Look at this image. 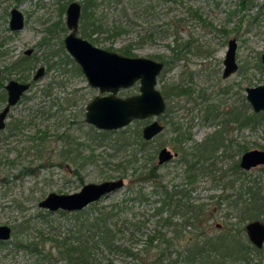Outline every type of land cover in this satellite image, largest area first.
Instances as JSON below:
<instances>
[{
  "label": "rangeland",
  "instance_id": "obj_1",
  "mask_svg": "<svg viewBox=\"0 0 264 264\" xmlns=\"http://www.w3.org/2000/svg\"><path fill=\"white\" fill-rule=\"evenodd\" d=\"M72 1L83 4L85 9L94 4L95 18L102 23L99 32L90 36L85 31L88 36H84L80 32L83 27L80 21L78 36L105 50L123 54L126 48L132 55L125 56L162 62L157 89L170 96L165 99L166 109L162 115L133 121L103 136L98 135L105 130L85 122V106L99 92L88 86L86 78L76 68L78 65L64 48L63 38L68 32L65 9ZM141 1L135 5L134 0H0V68L3 74L0 94L9 79L25 78L30 82L40 66L45 70L12 107L6 127L0 132V225L11 228L10 239L0 242V264H69L55 254L51 239H57L60 233L63 235L72 223L71 217L40 208L38 203L51 192L70 194L79 191L84 184L119 178L124 180L122 188L83 209L93 212L127 201L119 216L126 220V228L141 231L142 235H137L138 241L133 242L125 232L126 243L116 239L115 244L139 252V257L119 251L108 258L114 264L142 263L143 251L139 250L144 248L145 234L155 225L153 220L146 225L142 221L144 215L151 213L156 198L151 204L130 199L132 195L127 187L137 168H148L151 164L159 166L157 173L166 182L183 185L196 202L208 209V229L214 235L218 234L219 238L234 236L238 240L240 252L235 250L224 256L227 249H220L217 256L223 259V264H264V247L262 252L250 247L244 230L250 220H245L240 209L232 203L236 190L227 188L228 180L235 184L240 181L233 170L234 161H239L245 150H264V111L254 113L245 98L246 88L264 85L261 63L264 0H151L154 9L148 13ZM12 8L20 10L25 18V26L19 32L9 30ZM115 19L122 23L120 34L112 32ZM51 26L54 31H48ZM232 38L237 44V70L223 79V60ZM28 48L33 52L24 56L23 51ZM174 53L178 54L173 58ZM21 59H25L22 69L10 65ZM49 84L51 94L46 96L42 89ZM175 85H180L186 93L174 98ZM137 92L136 84L117 95L124 97ZM53 98L62 109L57 106L49 109ZM208 103L216 110L210 120L205 121L204 106ZM4 104L5 100H0V110ZM232 109L242 112L243 120L250 118L240 119L243 121L240 123L234 119L236 117L225 114ZM43 110L51 115L41 117ZM252 114L257 116L252 117ZM152 120L159 121L164 126L163 131L141 147L136 128L141 130ZM180 135L186 136L183 146L189 149L194 142L206 137L223 140L216 153L215 167L210 168L212 177L203 174L192 183L187 182L182 143L174 139ZM162 148L178 155L158 165L157 155ZM261 167L246 171V177L261 180L263 189L264 168ZM142 186L145 192L151 189L150 183ZM226 196L227 199H223ZM175 215L173 221L179 223V214ZM256 219L264 223V212ZM133 224L143 228L136 229ZM165 232L170 234L172 230L165 229ZM20 239L23 244L37 242V249L46 256H36L26 248L14 246Z\"/></svg>",
  "mask_w": 264,
  "mask_h": 264
},
{
  "label": "trees",
  "instance_id": "obj_2",
  "mask_svg": "<svg viewBox=\"0 0 264 264\" xmlns=\"http://www.w3.org/2000/svg\"><path fill=\"white\" fill-rule=\"evenodd\" d=\"M143 1L145 3L143 8L146 13L154 9V6L150 3L151 0ZM160 1L164 2L165 0ZM139 2L142 3L141 0ZM139 2L138 0H134L135 5H139ZM94 6L93 4L86 6V9L84 8L85 20L81 29L82 33L86 34V31L90 36L99 32L102 27V23L98 19L88 20L89 12H93V10H89ZM113 21L115 26H113L112 32L115 34L122 33V23L116 19ZM51 30L52 26L48 28V31ZM122 53L124 55H132L126 48L122 50ZM177 54L174 53L173 58ZM19 61L20 63L16 64H22L21 60ZM77 70L79 71L78 67ZM51 84L46 85L42 89V92L46 96L51 94ZM173 87L177 90L176 93H173L174 98L186 93V90L181 88L180 85ZM161 94L164 99L170 97L167 92H161ZM203 100L208 101L206 98H203ZM54 106H57V109H62L61 104H57L56 99L52 101L49 109H52ZM214 110L216 109L212 104L208 103L204 106L205 121L210 120ZM168 112L169 108H167ZM241 113L235 112L233 109L229 113L225 112L229 117H236L234 119L240 123L250 118L248 116L243 120ZM49 115L51 114L47 110H43L40 116L47 118ZM256 116L257 114H252V117ZM240 119L243 121H240ZM14 126L17 127L18 124L16 123ZM115 132L117 131H103L98 136ZM136 136L141 143V147L147 145L149 142L142 138L139 127L136 128ZM186 136L180 135L174 138L175 141L182 143L181 153L185 159L183 164L187 168L184 178L187 179L188 183H192L198 175L205 174L212 177L213 172L210 168L215 167L214 160L218 158L216 153L221 147L223 140H219V138L213 136L206 137L201 142H194L189 149L183 146V140ZM158 168L159 166L155 164H151L148 168H137L130 177L131 185L127 187L130 189V195H132L130 199H139L146 204H151L152 199L156 198L152 203L151 213L147 216L144 215L142 221L143 225H146L149 220H153L155 225L145 234L144 248L139 250L140 253L143 251L142 253L144 254H142L143 260L140 264H223V259H219L217 256L220 253V249H227L223 252V255L236 252L237 250L240 252L238 249L239 242L234 236H232L233 238H219L218 234L214 235L208 229L210 227L208 224L210 219L207 213L208 209L203 204L196 202L189 192L182 188L183 185L166 182L165 178L157 173ZM261 168L263 169L264 167L262 166ZM233 170L238 174L237 178L240 181L235 184V181L228 180V186L224 183L228 189L232 191L236 190L235 199L232 200V203L237 209H240L241 216L245 220L256 219L261 212H264V195L262 194L261 180L246 177L248 174L239 167L238 160L234 161ZM144 183H150L151 189L147 192H145L146 188L142 186ZM134 187L136 189H133ZM223 199H227V196ZM126 204L127 201H122L112 204L110 207H102L93 212L88 209L75 212L58 210L59 214L69 215L72 223L65 229L63 235L60 233L56 235L57 239H51L53 249L56 250L55 254L66 260L69 264H114L112 259L108 257L111 253H118L119 251L139 257V252L134 253L127 246L122 247L119 244H115L116 239L126 241V239H123V237H126L124 236L125 232L129 234L130 240L133 242L138 241L137 235H142L141 231L138 232L126 228V220H122L119 216L120 212L126 208ZM177 213L179 214L178 218L180 222L174 223L173 220ZM133 225L139 230L143 228L142 226L137 227L135 224ZM187 228L189 229L187 230ZM165 229H171L172 233L165 232ZM38 245L37 242L23 244L20 239L14 246L26 248L36 256L41 255L45 257L46 253L43 254L39 251L37 249ZM250 247L253 251L262 252V249L258 250L254 246ZM49 253L47 252V255ZM102 259L106 261L103 262Z\"/></svg>",
  "mask_w": 264,
  "mask_h": 264
},
{
  "label": "water",
  "instance_id": "obj_3",
  "mask_svg": "<svg viewBox=\"0 0 264 264\" xmlns=\"http://www.w3.org/2000/svg\"><path fill=\"white\" fill-rule=\"evenodd\" d=\"M80 4L71 2L66 9V26L69 33L64 38V45L69 54L81 68L87 84L97 88L101 95H96L87 105L85 122L99 130L113 131L126 127L134 120H146L158 117L164 113L166 103L161 92L156 88L157 76L163 64L147 57H129L117 52L97 48L87 40L76 36ZM24 27V17L16 8L11 9L9 29L11 32L20 31ZM236 40L228 41V47L223 60L222 78L226 79L237 70L235 62ZM31 50H26L28 55ZM261 63L264 65V52L261 54ZM1 74V73H0ZM44 75V68L37 69L33 80ZM135 83L139 84L138 93L127 96H118L119 90L128 89ZM30 87L29 83L9 81L7 103L0 111V131L5 127V120L10 107L15 105L21 95ZM246 101L254 113L264 111V85L245 89ZM163 125L152 120L141 128V135L145 141H150L163 131ZM177 153L162 148L157 155V164L170 162ZM264 166V150L252 149L244 152L239 159V167L249 171L252 168ZM124 186L122 178L106 180L99 183L84 184L79 191L70 194L49 193L38 203L40 208L48 211L63 210L75 212L82 210L90 203L112 194ZM264 195V185H263ZM246 234L249 241L257 248L264 244V224L254 220L246 224ZM11 229L7 225H0V241L10 238Z\"/></svg>",
  "mask_w": 264,
  "mask_h": 264
},
{
  "label": "flooded vegetation",
  "instance_id": "obj_4",
  "mask_svg": "<svg viewBox=\"0 0 264 264\" xmlns=\"http://www.w3.org/2000/svg\"><path fill=\"white\" fill-rule=\"evenodd\" d=\"M72 2H76V1H72ZM71 3V2H70ZM69 3V4H70ZM68 4V5H69ZM80 4V3H79ZM68 5H67V7H68ZM67 7H66V9H67ZM13 9V8H12ZM17 9V8H16ZM66 9H65V26H66ZM18 10V9H17ZM92 10V8L89 10V11H91ZM11 11V10H10ZM10 11H9V19H10ZM18 11H20V10H18ZM21 12V11H20ZM22 13V12H21ZM22 15H23V13H22ZM23 17H24V15H23ZM96 17V14L94 13V12H89V17H88V20L89 21H91V20H93L94 18ZM84 20H85V18H84V7H83V4H82V6H81V4H80V16H79V19H78V24H77V31H76V36H78V31H79V24H80V21H82L83 23H84ZM24 26H25V18H24ZM24 28V27H23ZM22 28V29H23ZM21 29V30H22ZM66 29L68 30V28H67V26H66ZM10 30V29H9ZM11 32V31H10ZM16 32H19V31H16ZM80 32H81V30H80ZM69 33V30H68V32H67V34ZM67 34H66V36H67ZM84 34V33H83ZM93 35V34H92ZM65 36V37H66ZM84 36H87L86 34H84ZM64 37V38H65ZM78 37H80V36H78ZM64 38H63V40H64ZM81 38V37H80ZM84 39V38H83ZM86 40V39H85ZM89 42V41H88ZM90 43V42H89ZM63 44H64V41H63ZM90 44H92V43H90ZM93 45V44H92ZM93 46H95V45H93ZM95 47H97V46H95ZM64 48H65V45H64ZM97 48H99V47H97ZM31 50V53L30 54H28V55H26V54H24V52L26 51H23V55L24 56H29V55H31L32 54V52H33V49L32 48H28L27 50ZM100 49H102V48H100ZM65 50H66V48H65ZM105 50V49H104ZM107 51H109V50H107ZM66 52H67V50H66ZM68 53V52H67ZM69 54V53H68ZM71 55V54H70ZM123 55V54H122ZM72 57V56H71ZM73 58V57H72ZM73 60H74V58H73ZM24 61H25V59H21V63L22 64H16V63H20V61L18 60L17 62H11L10 63V65L11 66H13L14 68H16V67H19V68H21L22 69V65H23V63H24ZM75 61V60H74ZM76 62V61H75ZM77 64V63H76ZM78 65V64H77ZM40 67H42V66H40ZM39 67V68H40ZM79 68V70L81 71V68L79 67V65L78 66H76V68ZM44 68V67H43ZM37 71V70H36ZM82 72V71H81ZM0 83H2V80H3V74H2V70H1V68H0ZM44 73H45V70H44ZM83 74V73H82ZM84 75V74H83ZM34 76V75H33ZM85 77V76H84ZM11 80H14V81H17V82H19V83H22V84H25V83H29L30 84V87H31V85H32V81H34L33 80V77H32V80L29 82H26L27 80H25V78H19V79H9L6 83H5V85H3L2 86V88H3V94H0V100L1 101H4L5 100V104H4V106H3V108L5 107V105H6V103H7V91H6V89H5V86H6V84L9 82V81H11ZM87 81V80H86ZM138 85V88H139V84L138 83H135L134 85ZM133 85V86H134ZM89 86V85H88ZM132 86V87H133ZM30 87H29V89H30ZM132 87H130V88H132ZM28 89V90H29ZM97 89V88H96ZM129 89V88H128ZM28 90L27 91H25L22 95H21V97H20V99L28 92ZM98 90V89H97ZM122 90H126V89H122ZM121 90H119V92H120ZM99 92V91H98ZM138 93V92H137ZM137 93H135V94H137ZM99 95H101L100 93H99ZM131 95H134V94H131ZM131 95H127V96H131ZM119 96V95H118ZM127 96H124V97H127ZM120 97H122V96H120ZM20 99L18 100V102L20 101ZM17 102V103H18ZM17 103L15 104V105H13V106H11L10 107V110H9V112H8V114L10 113V111H11V109H12V107H14V106H16L17 105ZM89 103V102H88ZM86 107V106H85ZM2 108V109H3ZM1 109V110H2ZM86 109V108H85ZM0 110V111H1ZM8 114H7V118H8ZM85 118V117H84ZM7 120V119H6ZM6 120H5V127H6ZM5 127H4V129H5ZM4 129H2L1 131H3ZM0 131V132H1ZM177 153V152H176ZM177 155H178V153H177ZM175 158V157H174ZM173 158V159H174ZM172 159V160H173ZM254 220H258V219H253V220H250V221H248L247 223H249V222H251V221H254ZM260 221V220H259ZM260 222H262V221H260ZM246 223V224H247ZM263 223V222H262ZM264 224V223H263ZM246 226V225H245ZM245 226H244V230H245ZM9 227V226H8ZM10 228V227H9ZM11 229V228H10ZM245 233H246V230H245ZM246 236H247V234H246ZM10 237H11V235H10ZM10 239V238H9ZM8 239V240H9ZM247 239H248V237H247ZM8 240H6V241H8ZM248 241H249V239H248ZM0 242H5V241H0ZM249 243H250V246H254L250 241H249ZM256 249H258V250H261V249H263V247H264V244H263V247L262 248H257L256 246H254Z\"/></svg>",
  "mask_w": 264,
  "mask_h": 264
},
{
  "label": "bare ground",
  "instance_id": "obj_5",
  "mask_svg": "<svg viewBox=\"0 0 264 264\" xmlns=\"http://www.w3.org/2000/svg\"><path fill=\"white\" fill-rule=\"evenodd\" d=\"M157 61V60H155ZM156 88H157V81H156ZM165 100V99H164ZM166 103V102H165ZM166 108V107H165ZM165 111V110H164ZM164 127V126H163ZM119 130V129H118ZM114 131V130H113ZM262 194H263V190H262Z\"/></svg>",
  "mask_w": 264,
  "mask_h": 264
}]
</instances>
